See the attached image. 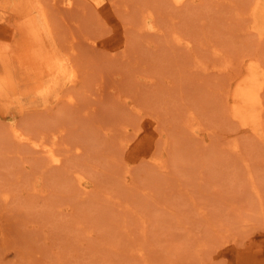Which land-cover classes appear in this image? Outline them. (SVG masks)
Here are the masks:
<instances>
[{"label": "rangeland", "instance_id": "rangeland-1", "mask_svg": "<svg viewBox=\"0 0 264 264\" xmlns=\"http://www.w3.org/2000/svg\"><path fill=\"white\" fill-rule=\"evenodd\" d=\"M57 1L0 0V264H198V254L200 264H217L216 258L221 264H264V0L260 10L257 0ZM245 26L251 31L245 33ZM257 55L261 59L253 61ZM241 87L252 88L256 98L242 99L245 116L238 118L234 93ZM220 103L227 104L220 109ZM17 130L28 139L18 138ZM239 134L245 140L236 146ZM31 138H46L53 155ZM215 138L225 142L217 143L224 154ZM54 152L64 161H53ZM244 159L254 162L248 172ZM208 195L215 210L207 207ZM230 206L241 209L238 214L248 209L238 216L248 225ZM189 214L202 216L195 220L201 225ZM248 216L256 218L253 224ZM233 226L237 231L229 234ZM186 233L193 242L185 241ZM197 234L206 248L217 245L212 256L194 242ZM212 235L219 246L208 243Z\"/></svg>", "mask_w": 264, "mask_h": 264}, {"label": "bare ground", "instance_id": "bare-ground-1", "mask_svg": "<svg viewBox=\"0 0 264 264\" xmlns=\"http://www.w3.org/2000/svg\"><path fill=\"white\" fill-rule=\"evenodd\" d=\"M58 1H59V0H58ZM58 1H57V2H58ZM253 1H254V0H253ZM257 1H258V0H257ZM257 1H256V3H257L256 6L259 5V4H261L262 2H264V1H262V0H259L258 2H257ZM261 1H262V2H261ZM41 2H43V1H41ZM43 3H44V2H43ZM58 3H59V2H58ZM65 3H66V2H65ZM65 3H64V5H66ZM70 4H71V2H70ZM254 4H255V3H254ZM254 4H251L250 6H254ZM39 5H40V4H39ZM241 5H242V3H241ZM261 5H264V4H261ZM256 6H255V7H256ZM238 7H239V6H237L236 9H237ZM240 7H241V6H240ZM240 7H239V8H240ZM241 8H242V7H241ZM248 9H249V8H248ZM251 9H252V8H251ZM257 9H258V6H257ZM261 9H262V8H261ZM237 10H238V9H237ZM240 10H241V9H240ZM252 10H253V9H252ZM254 10H255V9H254ZM258 10H260V9H258ZM238 11H239V10H238ZM239 12H240V11H239ZM248 12H251V10H248L247 13H248ZM261 12H263V11L261 10ZM105 13H106V12H105ZM240 13H241V12H240ZM247 13H245V14H247ZM254 13H255V12H254ZM256 13L258 14V12H256ZM241 14H242V13H241ZM248 14H249V13H248ZM100 15H102V14L100 13ZM258 15H260V14H258ZM103 16H104V14H103ZM241 16H242V15H240V17H241ZM251 16H252L253 19H256V18H254V16H253L252 14H251ZM258 17H259V16H258ZM98 18H99V17H98ZM248 18H250V17L248 16ZM252 18H250V19H252ZM261 18H262V17H261ZM99 19H100V18H99ZM244 19H247V18H244ZM242 20H243V19H242ZM240 21H241V20H239V22H240ZM254 21H255V20H254ZM257 21H259V20H257ZM257 21H256V22H257ZM250 22H251V21H249V23H250ZM256 22H255V23H256ZM240 24H241V23H240ZM242 24H243V22H242ZM244 24H245V23H244ZM257 25H258V24H257ZM239 26H240V25H239ZM241 26H242V25H241ZM243 26H244V25H243ZM247 26H248V25H247ZM247 26H245V29H248ZM253 26H254V25H253ZM254 27H255V26H254ZM262 28H263V27H262ZM239 29H240V28H239ZM239 29H238V30H239ZM243 29H244V27H243ZM238 30H237V32L241 34L242 32H240V30H239V31H238ZM256 30H257V29H256ZM244 31H245V33H247L248 31L250 32L251 30H250V28H249L248 30H244ZM237 32H236V33H237ZM258 32H259V31H258ZM240 34H238L237 37L240 36ZM253 34H254V33H253ZM257 34H259V33H257ZM245 35H247V34H245ZM251 35H252V34L249 33V36L251 37V38L249 37V39L252 40V37H253L254 35H253V36H251ZM259 35H260V34H259ZM255 36H257V35H255ZM239 38H240V37H238V39H239ZM242 38H243V36H242ZM247 38H248V37H247ZM254 38H255V37H254ZM261 38H262V37H261ZM261 38H259V39H261ZM249 39H247V40L249 41ZM240 40H242V39H240ZM244 40H245V38H244ZM244 40H243V41H244ZM251 40H250L249 42H251ZM261 40H262V39H261ZM256 41H257V38H256ZM262 41L264 42V40H262ZM230 42H231V41H230ZM230 42L228 41L227 44H229ZM252 42L254 43V41H252ZM235 43L238 44V43H241V42L238 41V42H235ZM247 43H248V42H247ZM253 43H252V45H253ZM258 43H260V42H258ZM231 44H233V43H231ZM244 44H245V43H244ZM248 44H249V43H248ZM229 45H230V44H229ZM245 45H247V44H245ZM255 45H256V44H255ZM255 45H253V46H255ZM258 45H259V44H258ZM258 45L256 46L257 48H258ZM261 45H263V43H261ZM261 45H259V47H260ZM231 46H232V45H231ZM233 46H235V45L233 44ZM237 46H238V45H237ZM250 46H251V45H250ZM243 47H244V45H243ZM245 47H249V46H245ZM227 48H228V46H227ZM230 48H231V47H230ZM238 48H239V46H238ZM251 48H253V47H251ZM244 49H248V48H244ZM258 49H259V48H258ZM262 49H263V48H262ZM234 50H235V49H234ZM234 50H233V51H234ZM237 50H238V49H237ZM229 51H230V49H229ZM229 51H227V52H229ZM239 51H240V50H239ZM243 51H244V50H243ZM245 51H247V50H245ZM253 51H254V49H253ZM255 51H257V50H255ZM235 52H236V51H234V53H232V54H235ZM248 52H250V51H248ZM242 53H243V52H242ZM244 53H245V52H244ZM250 53H251V52H250ZM259 53H260V52H259ZM227 54H228V53H227ZM240 54H241V52H240ZM235 55H236V54H235ZM233 56H234V55H233ZM240 56H242V55H240ZM240 56H239V57H240ZM244 56L247 57V55H244ZM230 57H231V56H230ZM235 57H236V56H235ZM258 57H259V56L257 55V57L253 59V61H254V60H258ZM259 58H260V57H259ZM227 59H228V58H227ZM237 59H238V58H237ZM260 59H261V58H260ZM228 60H229V59H228ZM228 60H226V61L228 62ZM244 60H245V59H244ZM226 61H225V62H226ZM248 61H249V60H248ZM251 61H252V59H251ZM258 61H259V60H258ZM229 62L231 63L232 60H230ZM233 62H234V61H233ZM243 62H244V61H243ZM255 62H256V61H255ZM206 64H207V63H206ZM227 64H228V63H227ZM232 64H233V63H232ZM234 64H235V63H234ZM237 64H238V63H237ZM248 64H249V63H248ZM256 64H257V63H256ZM259 64H260V63H259ZM261 64H263V63L261 62ZM228 65H229V64H228ZM230 65H231V64H230ZM245 65H247V64H245ZM215 66H216V65H215ZM225 66H227V65H225ZM234 66H236V65H233V67H234ZM241 66H243V65H241ZM248 66H249V67H247V68H250V69H251V70H250V74L253 73V74H254V78H255L256 73H254L253 68H252V65L249 64ZM227 67H228V66H227ZM230 67H231V66H230ZM253 67H255V65H253ZM262 67H263V66H262ZM235 68H236V67H235ZM237 68H238V66H237ZM242 68H243V67H242ZM242 68H241V69H242ZM74 69H75V68H74ZM227 70H228V69H227ZM73 72H77V71L74 70ZM73 72H72V73H73ZM232 72H233V71H232ZM236 72H237V71H236ZM251 72H252V73H251ZM229 73H231V72L229 71ZM240 73H241V72H240ZM240 73H239V74H240ZM247 73H248V72H247ZM247 73H245V74H247ZM73 74H74V73H73ZM71 75H72V74H71ZM229 75H230V74H229ZM76 76H77V75H76ZM235 77H237V76H235ZM239 77H240V76H239ZM250 77H251V75H250ZM262 77H263V76H262ZM72 78H74L73 75H72ZM242 78H243V77H242ZM243 79H244V78H243ZM243 79H242V80H243ZM231 80H232V79H231ZM257 80H258V79H257ZM73 81H74V80H73ZM229 81H230V80H229ZM237 81H240L239 78H238ZM244 81H247V78H245ZM251 81H253V80H251ZM260 81H261V80H260ZM231 82H232V81H231ZM241 82H242V81H241ZM248 82H249V81H248ZM256 82H258V81H256ZM263 82H264V81H263ZM237 83H238V82H237ZM237 83H236V85H237ZM245 83H247V82H245ZM258 83H259V82H258ZM260 85H261V84H260ZM229 86H230V85H229ZM231 86H232V85H231ZM241 86H242V85H241ZM263 86H264V85H263ZM222 87H223V90H224V88H226V87H224V86H222ZM235 87H236V86H235ZM260 87H261V86H260ZM260 87H259V88H260ZM220 88H221V87H220ZM241 88H242V87H241ZM241 88H240L239 90L237 89V90H236V93H234V94H235L234 96H235V98H236V100H237V103L235 104V109H234V110H235V115H238V114L240 115V114H242V116H245V114L243 115L242 110L240 109V107H241V103H242V99H244V100L246 99L247 102H252V101H254V99L256 98V94H255V91H254L252 88H248V89L245 88V87H244L245 89H243V88L241 89ZM262 89L264 90L263 87H262ZM228 90H229V89H228ZM220 91H221V90H220ZM221 92H222V91H221ZM228 92H229V91H228ZM262 92H264V91H262ZM260 93H261V92H260ZM225 94H229V93H225ZM223 95H224V91H223L222 96H223ZM232 95H233V93H232ZM261 95L264 96V94H261ZM222 96L218 95L219 100L224 99ZM227 96H228V95H227ZM230 96H231V95H230ZM230 96H229V97H230ZM220 97H222V98L220 99ZM226 98H227V97H226ZM232 98H233V97H232ZM260 98H261V97H260ZM233 99H234V98H233ZM224 100H225V99H224ZM224 100H223V101H224ZM231 100H232V99H231ZM262 100H263V97H262ZM225 101H226V100H225ZM232 101H233V100H232ZM233 102H234V101H233ZM223 103H224V102H223ZM231 103H232V102H231ZM231 103H230V104H231ZM254 103H255V102H254ZM263 103H264V102H263ZM218 104H219V103H218ZM221 104H222V103H220V105H218V106H220V107H219L220 109H222V108L224 107V105H226L227 103L223 104V106H221ZM231 105H232V104H231ZM256 105H257V104H256ZM263 105H264V104H263ZM263 105H261V106H263ZM229 106H230V105H229ZM242 106H243V105H242ZM258 106H259V105H258ZM226 107H227V106H226ZM230 107H231V106H230ZM263 107H264V106H263ZM241 108H244V107H241ZM260 109H261V108H260ZM219 111H220V110H219ZM244 111H245V110H244ZM232 112H233V110H232ZM254 112H255V111H254ZM262 112H263V111H261V113H262ZM225 113H226V112H225ZM228 114H229V113H228ZM262 114H263V113H262ZM223 115H224V114H223ZM239 115H238V116H239ZM225 116H226V115H225ZM232 116H233V114H232ZM238 116H237V117H238ZM263 116H264V115H263ZM223 117H224V116H223ZM235 117H236V116H235ZM227 118H228V117H227ZM238 118H240V116H239ZM243 118H244V117H243ZM243 118H242V119H243ZM247 118H248V117H247ZM229 119H230V118H229ZM229 119H228V120H229ZM232 119L234 120L235 118H232ZM242 119H241V121H242ZM248 119H249V118H248ZM261 120H262V119H261ZM263 120H264V117H263ZM229 121H230V120H229ZM235 121H236V120H235ZM238 121L240 122V120H238ZM244 121H247V120L244 119ZM231 123H232V122H231ZM244 123H247V122H244ZM263 123H264V122H263ZM233 124H235V123H233ZM231 125H232V124H231ZM236 125H237V124H236ZM263 125H264V124H263ZM234 126H235V125H234ZM242 126H243V125H242ZM245 126H248V125H245ZM232 128H233V127H232ZM236 128H237V127H236ZM236 128H235V129H236ZM240 128H242V127L240 126ZM240 128H239V129H240ZM243 128H244V127H243ZM248 128H249V127H248ZM250 128H252V126H250ZM244 129H245V128H244ZM244 129H243V130H244ZM261 129H262V128H261ZM233 130H234V129H233ZM248 130H249V129H248ZM248 130H247V131H248ZM224 131H225V130H224ZM258 131H259V129H258ZM263 131H264V129H263ZM240 132L242 133V131H240ZM251 132H252V131H251ZM16 135L18 136V138H20L21 140H23V139L26 138V135H27V134L25 135V134H24V131H20V132H19V130H17V131H16ZM242 136H244V134H243ZM28 137H29V136H28ZM28 137H27L26 139H28ZM30 137H31V136H30ZM219 137H220V136H219ZM231 137H233V136H231ZM236 137H237V140L235 139V137H233L232 139H229V140H231V143H233V141L236 140V144H235L236 146H237L238 142H242V141L245 140V139L243 140V138H242V140L239 138V137H240V134H239V136H236ZM247 137H248V136H247ZM222 138H223V137H222ZM238 138H239L241 141L238 140ZM254 138H255V137H254ZM256 138H257V137H256ZM42 139H46V138H41L40 140H36V138H35V139L33 138V140H32V138H31L30 141L32 140L33 143H35L34 145H35L36 148H38L37 146H39V149L42 148V149L47 150L49 153L52 154V151H51V150H52V148H53V151H54L55 148L52 146V144H49V145L52 146V148L49 147L47 141L42 140ZM217 139H218V138H217ZM217 139L215 138V140L212 141V143L215 142V141H217ZM248 139H249V137H248ZM248 139H247V140H248ZM251 139H252V138H251ZM258 139H259V138H258ZM261 139H262V138H261ZM222 140H223V139H222ZM253 140H254V139H253ZM32 141H31V143H32ZM220 141H221V140H220ZM227 141H228V140H227ZM237 141H238V142H237ZM248 141H249V140H248ZM261 141H262V140H261ZM261 141H260V143H261ZM257 142H258V140H257ZM217 143H221V142L217 141V142L215 143V144H216V147H215V148L217 149V151L220 152L221 149H220V150L218 149L219 144H217ZM222 143H223V141H222ZM222 143H221V145H222ZM228 143H230V141H228ZM248 143H249V142H248ZM251 143H252V142H251ZM223 144H225V142H224ZM242 144H243V143H242ZM242 144H239V146H241ZM249 144H250V143H249ZM258 144H259V143H258ZM217 145H218V146H217ZM226 145H227L228 147L230 146V145H228V144H226ZM231 145H232V144H231ZM233 145H234V144H233ZM233 145H232V146H233ZM214 146H215V145H214ZM239 146H238V147H239ZM252 146L254 147L255 145L252 144ZM263 146H264V145H263ZM220 147H222V146H220ZM233 147H234V146H233ZM250 147H251V146H250ZM259 147H260V149L263 148V147H261V146H259ZM240 148H242V147H240ZM224 149H225V150H226V149L228 150V148H226V147H225ZM231 149H232V150H231ZM233 149H234V148H231V147H230V150H231V151H233ZM236 149H237V148H236ZM236 149H234V151H235ZM253 149H254V148H253ZM213 150H215V149H213ZM227 150H226V151H227ZM245 150H248V147H247V149H244V151H245ZM255 150H256V148H255ZM228 151H229V150H228ZM260 151H261V150H260ZM55 152H57V151H55ZM55 152H54V153H55ZM214 152H215V151H214ZM219 152H218V153H219ZM221 152H223V151H221ZM238 152L242 153V155H243V153H244L243 150H242V152H241V150L238 151ZM247 152H249V151H247ZM57 153H58V152H57ZM211 153H212V151H210V155H212ZM215 153H216V152H215ZM228 153H229V155H230V152H228ZM231 153H232V152H231ZM250 153H251V156H252V152H250ZM259 153H260V152H259ZM219 154H220V153H219ZM223 154H224V152H223ZM223 154H220V155H219V156H220L219 158H221V156H222ZM237 154H238V153H237ZM245 154H248V153H245ZM262 154H264V153H262ZM262 154H261V155H262ZM52 155H53V154H52ZM58 155H59V154H58ZM216 155H217V154H216ZM216 155H215V156H216ZM226 155H227V154H226ZM229 155H227V156H229ZM248 155H249V154H248ZM248 155H245V156H248ZM59 156H60V158H61V155H59ZM212 156H213V155H212ZM215 156H214V157H215ZM217 156H218V155H217ZM217 156H216V159H219V158H217ZM230 156H232V159H234V157H235L236 155H235L234 157H233V154L230 155ZM240 156H241V155H240ZM245 156H244V158H245ZM251 156H250V157L248 156V157L251 158ZM253 156L255 157L254 152H253ZM257 156H258V155H257ZM257 156H256V157H257ZM263 156H264V155H263ZM224 157H225V156H224ZM224 157H223V159H224ZM237 157H238V156H236V159L239 158V157H238V158H237ZM242 157H243V156H242ZM258 157H259V156H258ZM60 158L57 156L56 153H55L54 156H52L53 161H56V160H59V161H60V160H61ZM210 158L212 159V157H210ZM229 158H230V157H229ZM240 158H241V157H240ZM252 158H253V157H252ZM260 158H262V157L260 156ZM216 159H214V160L217 161ZM242 159H243V158H242ZM242 159H240V161H241ZM255 159H258V158H255ZM62 160L64 161V159H62ZM62 160H61V161H62ZM219 160H220V159H219ZM224 160H225V159H224ZM226 160H227V158H226ZM234 160H235V159H234ZM252 160H253V159H251V160L244 159L243 163L247 164L248 161H249V163H250V161H252ZM211 161H212V160H211ZM211 161H210V162H211ZM228 161H230V159H229ZM228 161H227V162H228ZM237 161H238V160H237ZM237 161H233V162L236 163ZM240 161H239V163H240ZM259 161H260V159H259ZM57 162H58V161H57ZM212 162H213V161H212ZM221 162H223V161L221 160ZM241 162H242V161H241ZM223 163H226V161H224ZM235 163H234V164H235ZM251 163L254 164V162H251ZM231 164H232V163H231ZM236 164H237V163H236ZM245 164H244V165H245ZM252 164H249L250 166L247 164V166L250 168V169L248 168L249 170H248V169L245 170L243 167H247V166H244V165H243L242 168H243L245 171L248 172V171L251 170ZM255 164H256V163H255ZM225 165H226V164H223L224 167H225ZM232 165H233V164H232ZM232 165H230V166L232 167ZM256 165H258V164H256ZM208 166H209V165H208ZM208 166H207V167H208ZM212 166H213V171H214V172L216 171L215 173H217V170L214 168L213 163H212ZM218 166H219V165H218ZM218 166L215 165L216 168H217ZM235 166L237 167V165H235ZM262 166H263V165H262ZM209 167H211V164H210ZM236 167H235V169H236ZM240 167H241V166H240ZM260 167H261V164L259 163V168H260ZM219 168H220V167H219ZM225 168L227 169V167H225ZM229 168H230V167H228V169H229ZM255 168L259 169V168L256 167V166H255ZM261 168H262V167H261ZM263 168H264V167H263ZM210 169H211V168H208V171H209ZM214 169H215V170H214ZM220 169H221V168H220ZM235 169H234V170H235ZM239 169H240V168H239ZM206 170H207V168H206ZM231 170H232V168H231ZM231 170H230V171H231ZM244 170H243V171H244ZM253 170H254V168H253ZM253 170H252V171H253ZM210 171H212V169H211ZM213 171H212V172H213ZM221 171H222V170H221ZM236 171H237V173H241V174H242V172H239L238 169H237ZM240 171H242V170H240ZM252 171H251V172H252ZM257 171H258V170H256V172H257ZM225 172H229V171H225ZM206 173H207V175H211V174H210L211 172H209V174H208V172L206 171ZM220 173H221V172H220ZM220 173H217V174L220 175ZM263 173H264V172H263ZM227 174H228V173H227ZM241 174H239L240 177H241ZM243 174H245V173H243ZM260 174L262 175V173H260ZM199 175H200V174H199ZM201 175H203V174H201ZM207 175H206V176H207ZM212 175H213V173H212ZM212 175H211L210 177H212V180H214L217 176L215 175L216 177L214 178ZM219 175H218V177H221V176H219ZM228 175H229V174H228ZM253 175H254V174L252 173V175H251L252 178H253ZM258 175H259V174H258ZM261 175H260V176H261ZM230 176H231V175H229V177H230ZM242 176H243L244 178H245V177H249V175H248V176H244V175H242ZM251 176H250V177H251ZM260 176H259V177H260ZM203 177H204V176H203ZM222 177H223V176H222ZM227 177H228V176H227ZM236 177H237V176H235L234 179H237V178H238V177H237V178H236ZM204 178H205V177H204ZM204 178H201V179L204 181ZM213 178H214V179H213ZM260 178H261V177H260ZM201 179H199V182H200ZM216 179H218L220 182H222V181L220 180V178H216ZM216 179H215V180H216ZM222 179H223V178H222ZM226 179L229 180L230 178H226ZM231 179H232V178H231ZM238 179H239V178H238ZM238 179H237V180H238ZM240 179H243V178L241 177ZM240 179H239V180H240ZM261 179H262V178H261ZM212 180H211V181H212ZM218 180H217V183H219ZM227 180H226V181H227ZM237 180H232L233 182H231V183L234 184V181L236 182ZM239 180H238V181H239ZM247 180H248V181H245V182H247V185H249V179H247ZM252 180H253V179H252ZM205 181H206V179H205ZM238 181H237V182H238ZM250 181H251V178H250ZM257 181L259 182L258 179H257ZM263 181H264V179H263ZM201 182H202V181H201ZM208 182H209V181H207V183H208ZM214 182H215V184H216V181H213V183H214ZM237 182L235 183L236 185H237V184H239V185L241 184L240 182H238V183H237ZM245 182H244V183H245ZM251 182H252V183H251ZM251 182H250V187L252 186V184H254L253 181H251ZM207 183H206V185H208ZM213 183L211 182L212 185H213ZM224 183H225V182H224ZM219 184H220V183H219ZM235 184H234V185H235ZM245 184H246V183H245ZM259 184H261V186L263 185L262 182H261V183L259 182ZM229 185H230V184H229ZM239 185H238V186H239ZM256 185H258V184L256 183ZM221 186H222V185H221ZM221 186H220V187H221ZM241 186H242V185H240V188H241ZM243 186H245V185H243ZM243 186H242V187H243ZM263 186H264V185H263ZM209 187H210V185H209ZM247 187H248V186H247ZM250 187H248V189H249ZM256 187H257V186H256ZM256 187H255V188H256ZM217 188H218V187H217ZM222 188H223V187H222ZM222 188L219 189L220 192L222 191ZM231 188H233L235 191L237 190V189H235L234 187H231ZM223 189H224V188H223ZM252 189H253V188L251 187L250 190H252ZM260 189H261V188H260ZM209 190H210V189H209ZM244 190H245V188L243 189V191H244ZM255 190H256V189L253 190V191H254V194H256V193H255ZM257 190H258V189H257ZM206 191H207V190H206ZM231 191H233V190L231 189ZM245 191H247V190H245ZM258 191H259V190H258ZM260 191H261V195H262L263 192H262V190H260ZM263 191H264V190H263ZM211 192H212V191H211ZM211 192H210V194H211ZM223 192H224V191H223ZM223 192H222V194H224ZM227 192H228V191H226V189H225V195L227 196L228 200L230 201V198H229L228 195L226 194ZM237 192H240V191L238 190ZM208 193H209V192H208ZM215 193H216V192H215ZM220 194H221V193H220ZM230 194H233V196H232V195H229V196L232 197V199H234V198L236 197V196L234 197V192H233V193L230 192ZM263 194H264V193H263ZM201 195H202V194L199 193V194L197 195V197L199 196V198L202 199V198H201V197H202ZM206 195H207V194H206ZM237 195H238V194H237ZM239 195H240V194H239ZM245 195H247V194H245ZM256 195H258V194H256ZM208 196H209V195H208ZM212 196H213V195H212ZM215 196H216V195H215ZM218 196H220V195H218ZM226 196H224V198H221V197H223V195H221L220 198L223 199L224 202H225V200L228 201L227 199H225ZM251 196H252V195H251ZM204 197H206V196L204 195ZM209 197H210V198H209V202H210L211 196H209ZM233 197H234V198H233ZM259 197H260V196H259ZM217 198H218V197H217ZM252 198H253V197H252ZM252 198H251V199H252ZM257 198H258V197H257ZM203 199H204V198H203ZM235 199H236V198H235ZM235 199H234V200H235ZM241 199H242V198H241ZM241 199H240V200H241ZM245 199H248V198H245ZM249 199H250V197H249ZM249 199H248V200H249ZM196 200H198V199L196 198ZM213 200H214V199H213ZM218 200H219V199H218ZM255 200H256V199H255ZM255 200L253 199V201H255ZM260 200H263L262 202H264V199H263V198H261ZM204 201L207 202V200H205V199H204ZM220 201H221V200H220ZM231 201H233V200H231ZM235 201L237 202V200H235ZM243 201H244V200L242 199V203H243ZM233 202H234V201H233ZM244 202H245V201H244ZM250 202H251V201H250ZM201 203L203 204V202H201ZM212 203H213V201H212ZM212 203L210 202V205L207 206V207L210 208V206L212 205L211 207L214 208L213 210H215V207H214V206L216 205V208H217V207H218V206H217V203L215 202L214 206H213ZM220 203H221V202H220ZM228 203H230V202H228ZM231 203H232V202H231ZM259 203H260V202H259ZM196 204H197V202H196ZM222 204H223V203H222ZM225 204H226V203H225ZM252 204H253V203H252ZM255 204H256V203H255ZM255 204H253V205H254V206H257V205H255ZM192 205H195V202H193ZM197 205H198V204H197ZM218 205H219V204H218ZM228 205H229V204H228ZM228 205H227V206H228ZM231 205H232V204H231ZM247 205H248V202H247ZM258 205H260V207H261L262 204H258ZM233 206H234V203H233L232 207H233ZM250 206H251V205H250ZM192 207H193V206H192ZM195 207H196V206H195ZM220 207H221V206H219V208H220ZM223 207H224V208H223ZM223 207H222L223 209L227 208V207H225V205H224ZM228 207H229V206H228ZM232 207L230 206V209L233 211ZM193 208H194V207H193ZM193 208H192V209H193ZM212 208H211V209H212ZM242 208H243V207H242ZM247 208H250V207H247ZM252 208L256 209L255 207H251V209H252ZM194 209H195V208H194ZM228 209H229V208H228ZM230 209H229V210H230ZM236 209H238V208H236ZM257 209H258V208H257ZM260 209H261V208H260ZM262 209H264V208H262ZM201 210H203V208H201ZM239 210L241 211V209H239ZM239 210H236V211L234 210V211H235V214H233V215H234L235 217H237V218H238V216H239V217L242 216V213H244V212H245V214L248 213V209H247V211H245V209H243L242 212H239V214H240V215H239V214L237 213V211H239ZM191 211H192V210H191ZM234 211H233V212H234ZM243 211H244V212H243ZM251 211L253 212L254 210H251ZM220 212H221V211H220ZM254 212H255V211H254ZM193 213H194L195 215H197L196 213H198V211H197L196 213L193 211ZM215 213H218V211L215 212ZM230 213H232V212H229L228 214H230ZM249 213H250V212H249ZM259 213H260V210H259ZM201 214H202V213H201ZM208 214H209V213H208ZM225 214H226V212H225ZM228 214H227V216H228ZM236 214H237V215H236ZM245 214H244V215H245ZM251 214H252V213H251ZM255 214H256V212H255L254 214H252V215H253L254 217H256ZM263 214H264V211H263V213H262V217H264ZM216 215H218V214H216ZM230 215H231V214H230ZM230 215H229L228 217H227V216H226V217L230 219ZM247 215H248V214H247ZM247 215H245V216H247ZM249 215H250V214H249ZM188 216H189V220H194L193 217H192V218L190 217L191 214H189ZM204 216H205V215H204ZM220 216H221V215H220ZM250 216H251V215H250ZM250 216H248V217H249V221H250V218H251V220H252V221H251V222H252L251 224H253V220H255L256 218H257V219H260L261 221L263 220L262 217H261V218H258V215H257L256 218L253 217V219H252V217H250ZM195 217H196L197 221H198L199 217L202 218V216H199L198 218H197V216H195ZM221 217H222V216H221ZM232 217H233V216H232ZM232 217H231V219H230L231 221H232ZM235 217H234V218H235ZM259 217H260V216H259ZM190 218H191V219H190ZM210 218H213V215H212V217L210 216ZM210 218H209V220H210ZM243 218H244V216H243ZM196 219H195V220H196ZM203 219H204V218H203ZM235 219H236V218H235ZM238 219H239V218H238ZM238 219H236V220H238ZM241 219H242V217L239 219L240 222L244 220V221H243L244 223H245V220H247V219H245V218L242 219V220H241ZM195 220L193 221V223H195ZM206 220H207V219H206ZM209 220H207L206 222L208 223ZM212 220H213V219H212ZM215 220H218V219L215 218ZM260 220H258V221H260ZM200 221H201V220H200ZM204 221H205V220H204ZM204 221H201V223L203 224ZM221 221H223V218H221ZM261 221H260V222H261ZM190 222H192V221H190ZM219 222H220V220H219ZM224 222H225V221H224ZM232 222H233V221H232ZM232 222H231V224H228V222H227L226 225H227V226L232 225ZM237 222H239V221H237ZM243 222H242L241 224H242V227L245 228V226H243V225H244ZM260 222H259V223H260ZM262 222H263V221H262ZM262 222H261V223H262ZM193 223L190 224V225H191V228H192V225H194ZM199 223H200V222H198V224H197V223H195V224H197V225L199 226V225H201V224H199ZM207 223H206V224H207ZM217 223H218V222H217ZM256 223H257V222H256ZM261 223H260V224H261ZM204 224H205V222H204ZM204 224H203V225H204ZM234 224L236 225L235 222H234ZM238 224H239V223H238ZM245 224L248 225V220H247V223H245ZM251 224H250V222H249V225H251ZM263 224H264V222H263ZM197 225H195L194 228H195ZM210 225H212L211 222H210ZM218 225H219V224H218ZM222 225H223V224H222ZM255 225H256V224H255ZM257 225H258V223H257ZM187 226H188V225H187ZM187 226H186V227H187ZM198 226H197L196 228H198ZM215 226H216V225H215ZM227 226H226V227H227ZM236 226H237V225H236ZM202 227H203V226H202ZM202 227H201V228H202ZM204 227H205L206 229H208V230H209V229H212V230H213V228L206 227V226H204ZM204 227H203V229H204ZM257 227H258V226H257ZM191 228H189V229H191ZM194 228H193V229H194ZM233 228H234V226H233V227H230L231 231L228 232L229 234H230L231 232L234 234V232H233ZM244 228L241 229L242 231L244 230L243 233H245V229H244ZM254 228H255V227H254ZM187 229H188V228H186V230H187ZM193 229H191V230H193ZM206 229H205V230H206ZM214 229L216 230V228H214ZM230 229H227L226 232L229 231ZM235 229H237V227L234 228V230H235ZM247 229H248V228H247ZM250 229L253 230L252 228H250ZM250 229H249V230H250ZM208 230H207V233L209 232ZM218 230H219V226H218ZM249 230H248V231H249ZM198 231H199V230H198ZM200 231H201V230H200ZM200 231H199V232H200ZM210 231H211V230H210ZM216 231H217V230H216ZM222 231H223V230L220 229V232L217 233V234L220 236L221 233H222ZM236 231H237V230H235V232H236ZM248 231H247V232H248ZM185 232L188 233L189 230H187V231H185ZM191 232H192V231H191ZM193 232H194L195 234H196V233H199V232H196V229H195V231H193ZM193 232H192V235H195V234H193ZM211 232H212L211 234H214L213 232H215V231H211ZM223 232H224V231H223ZM134 233H135V232H134ZM134 233H133V234H134ZM187 233L184 234V235H185V236L187 235L189 238H186V239H188V240H185V241H188V242L191 241V242H193V241H192V240H193V236L191 237V235H188ZM189 233H190V232H189ZM215 233H216V232H215ZM131 234H132V233H131ZM131 234H130V235H131ZM204 234H206V233L204 232ZM217 234H216V235H217ZM248 234H249V232H248ZM248 234H247V235H248ZM15 235H16V233H15ZM197 235H198V234H197ZM216 235H215V236H216ZM222 235H223V234H222ZM236 235H237V234H236ZM239 235H242L241 232H240ZM244 235H245V234H243V237H244ZM5 236L8 237V235H5ZM9 236H10V235H9ZM178 236H179V234H178ZM182 236H183V235H182ZM187 236H186V237H187ZM200 236H201L200 234H199L198 236H195V237H197V239L194 238V240H195L194 242H196V240L199 241V243L201 242V240H202V241H205V238L202 237V238H203V239H202ZM206 236H207V235H206ZM226 236H227V235H226ZM229 236H231V235H228L227 237L229 238ZM16 237H17V235H16ZM136 237H137V236H136ZM136 237H134V238H136ZM179 237H181V234H180ZM190 237H191V238H190ZM198 237L201 238V239H199ZM211 237H212V239L209 238V240L211 239L210 241L207 240L208 243H211V241H212V244L216 243L218 239L216 240V237H215V239H214V235H212ZM217 237H218V236H217ZM224 237H225V235H224ZM227 237H226V238H227ZM232 237H233V236H232ZM237 237H238V235H237ZM247 237H248V236H247ZM207 238H208V237H207ZM219 238H220V239L222 240V242H223V237H222V238L219 237ZM12 239H14V238H12ZM131 239H132V237H131ZM131 239H130V240H131ZM258 239H259V238H258ZM189 240H190V241H189ZM215 240H216V242H215ZM224 240H225V239H224ZM245 240H247V238H245ZM133 241H134V240H133ZM133 241H132V242H133ZM13 242H14V241H13ZM132 242H131V243H132ZM191 242H190V243H191ZM220 242H221V241H220ZM226 242H230V241H228V239H227V241H225V243H226ZM243 242H244V241H243ZM133 243H134V242H133ZM190 243H188V244H190ZM197 243H198V242H197ZM208 243H207L208 246L212 245V244H208ZM233 243H234V241H233ZM182 244H183V245H184V244L187 245V246H184V247H188V244H186V243H184V242H182ZM192 244H193V243H192ZM192 244H191V246H193ZM200 244H202V245H200L201 247H202V246H203V247L205 246V248H206V245H203L204 242H203V243L201 242ZM216 244H218V243H216ZM236 244H237V243H236ZM240 244H241V243H240ZM247 244H248V243H247ZM250 244H251V243H250ZM250 244H249V245H250ZM259 244H260V243H259ZM261 244H263V243H261ZM170 245H171V244H170ZM183 245H182V246H183ZM196 245H197V244H196ZM214 245H215V244H214ZM222 245H223V244H222ZM180 246H181V245H180ZM200 246H195V247H197V249L199 250V247H200ZM208 246H207V247H208ZM212 246H213V245H212ZM216 246H217V245H215V246L213 247V249H210L211 246L209 247V249H208V248H206V249L210 250V252H211V250H212V252L214 253L213 250H214V248H216ZM218 246H219V244H218ZM223 246H224V245H223ZM239 246H240V245L238 244V246H235V247H239ZM250 246L252 247V244H251ZM250 246H249V247H250ZM253 246H254V245H253ZM176 247H178V246H176ZM195 247L193 246V248H195ZM201 247H200V248H201ZM203 247H202V248H203ZM221 247H222V246H221ZM225 247L227 248L228 246H225ZM172 248H174V247L172 246ZM182 248H183V247H182ZM189 248H190V247H189ZM191 248H192V247H191ZM211 248H212V247H211ZM217 248H218V247H217ZM230 248H231V247H230ZM230 248H228V249H230ZM247 248H248V245H247ZM260 248H262V247H260ZM179 249H180V248H179ZM186 249H187V248H186ZM206 249H205V250H206ZM242 249H243V248H242ZM250 249H251V248H250ZM250 249H249V250H250ZM141 250H142V249H141ZM148 250H149V249H148ZM174 250H175V249H174ZM187 250H188V249H187ZM187 250H185V251H187ZM189 250H190V249H189ZM191 250L193 251V249H191ZM191 250H190V252H192ZM219 250H220V248H218V252H219ZM255 250H256V249H255ZM143 251H144V250H143ZM149 251H150V250H149ZM149 251H147V252L149 253ZM200 251H201V249H200ZM239 251H240V250H239ZM253 251H254V250H253ZM262 251H263V250H262ZM139 252H140V254H141V253H144V252H142V251H139ZM193 252H194V251H193ZM193 252H192V253H193ZM206 252H208V251L206 250L205 253H206ZM210 252H209V253H210ZM212 252H211L210 254H209V253H206V255H207V256H208V255L212 256ZM215 252H216V250H215ZM241 252H242V251H241ZM244 252H245V251H244ZM260 252H261V251H260ZM137 253H138V252H137ZM175 253H176V252H175ZM187 253H188V252H187ZM196 253H197V250H196ZM235 253H236V252H235ZM254 253H255V252H254ZM146 254H147V253H146ZM181 254H182V252H181ZM181 254H178L177 257L180 258ZM222 254H224V253H222ZM175 255H177V254H175ZM179 255H180V256H179ZM187 255H188V254H187ZM200 255H201V254H198V256H199L198 259L196 258V257H198L197 255H196V257H193L194 260L197 259V261L199 262L198 264H200V262H203V261H201V259H202L201 257H203V256H200ZM227 255H228V254H227ZM250 255H251V256H250ZM250 255H249L250 257L253 256L252 254H250ZM189 256L191 257V255H189ZM210 256H209V257H210ZM224 256H226V255H224ZM256 256H257V255H256ZM138 257H141V256L139 255ZM143 257L145 258V256H143ZM177 257H176V258H177ZM181 257H182V258H183V257L185 258V257H187V256L185 255V256H181ZM220 257H221V256H220ZM261 257H262V256H261ZM144 258H141V259L144 261ZM179 258H178L177 260H179ZM182 258H181V259H182ZM193 258H192V259H193ZM200 258H201V259H200ZM211 258H212V257H210V259H211ZM146 259H147V258H146ZM146 259H145V260H146ZM148 259H149V258H148ZM181 259H180V260H181ZM203 259H204V258H203ZM223 259L226 260V261H228L229 258H228V259L223 258ZM238 259H239V257H238ZM252 259H253V258H252ZM254 259H256V257H255ZM254 259H253V260H254ZM184 260H185V261H186V260L189 261V260H191V259L188 258V259H184ZM211 260H212V259H211ZM217 260L221 262L220 258H218V259L216 258V262H217ZM257 260H258V259H257ZM259 260H260V259H259ZM259 260H258V261H259ZM138 261H139V260H138ZM143 261H142V262H143ZM181 261H182V260H181ZM192 261H193V260H192ZM204 261H206V260H204ZM226 261H224V262H226ZM263 261H264V260H263ZM212 262H213V260H212ZM212 262H211V264H213ZM220 262H217V264L220 263ZM250 262H252V261H250ZM145 263H146V262H145ZM190 263L193 264L191 261H190ZM207 263H209V261H208ZM221 263H222V262H221ZM221 263H220V264H221ZM226 263L229 264V261L226 262ZM256 263H257V262H254L253 264H256ZM262 263H263V262H262ZM182 264H184V263H182ZM187 264H188V262H187ZM194 264H196V263H194ZM202 264H205V262L202 263ZM214 264H215V263H214ZM224 264H225V263H224Z\"/></svg>", "mask_w": 264, "mask_h": 264}]
</instances>
